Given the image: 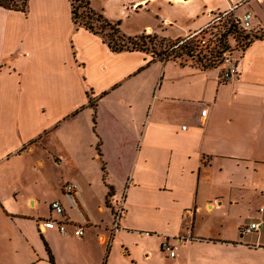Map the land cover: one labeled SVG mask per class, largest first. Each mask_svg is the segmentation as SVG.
<instances>
[{"label":"crops","instance_id":"obj_1","mask_svg":"<svg viewBox=\"0 0 264 264\" xmlns=\"http://www.w3.org/2000/svg\"><path fill=\"white\" fill-rule=\"evenodd\" d=\"M91 6L127 36L182 38L230 9L264 34V0ZM72 8L0 4V264H264V37L223 81L220 66L115 51ZM166 238L181 239L175 257Z\"/></svg>","mask_w":264,"mask_h":264},{"label":"built area","instance_id":"obj_2","mask_svg":"<svg viewBox=\"0 0 264 264\" xmlns=\"http://www.w3.org/2000/svg\"><path fill=\"white\" fill-rule=\"evenodd\" d=\"M233 9L230 10H224V11H219L216 13H213V17L211 20L205 25L203 28H201L199 31H195L192 33H189L187 36L182 37L181 40L177 43L176 46H180L182 44H185L192 40L193 38H201L200 44L202 46H209L211 42L220 43V41L223 42V35L225 33H228L231 25L234 23L239 30L245 31L246 33H251L253 30L252 26V20H253V12L249 9H247L242 16L237 17L232 13ZM234 26V25H233ZM221 29V32L219 34L214 33L218 32ZM214 30V31H213ZM236 34V32H233ZM215 35V38L213 39V36ZM232 34H228V37L226 39H229ZM238 36V35H236ZM237 50H243L246 47V42L244 40H240L237 38ZM224 43L226 44V40H224ZM214 44V45H215ZM228 48H225L227 46L224 45V47H221L222 49L220 51L221 54L218 56L217 62L218 65L222 68L221 71V80L223 81H231L237 77L240 76L241 74V58L238 54L233 52L230 49L229 46V40H228ZM217 46V47H218ZM162 56H164L162 54ZM161 56V57H162ZM217 64V63H216ZM208 110L204 109L202 110V115L205 116L207 114ZM185 127V126H184ZM66 190L69 193H75L78 184L77 183H69L66 185ZM51 208L57 213L59 216H63L65 213V207L61 200L55 199L51 202ZM123 212V206L118 207L117 212H116V220L118 221ZM43 225L46 228H58L59 231L62 233L66 234L68 233V228H67V221L64 218H54V219H48L45 222H43ZM117 224L115 225L116 228ZM261 227V222L260 221H253L249 225H246L243 228L244 233H251L254 231L259 230ZM73 233L76 237L82 238L84 236V228L82 226H78L74 228ZM181 241V239H179ZM172 243L171 239L166 238L163 241V250L170 256V257H175L178 253V249L180 247V243Z\"/></svg>","mask_w":264,"mask_h":264},{"label":"trees","instance_id":"obj_3","mask_svg":"<svg viewBox=\"0 0 264 264\" xmlns=\"http://www.w3.org/2000/svg\"><path fill=\"white\" fill-rule=\"evenodd\" d=\"M72 1V13H73V20L78 26H85L86 28L102 34L105 39L108 40L110 46L115 51H122V50H145L150 51L152 46V51L158 54H163V57L166 58H178L181 57L184 53L188 54L189 56H194L195 52V43L196 40L192 39L189 42L182 44L180 46H176L177 43L181 40L178 38L177 40L169 41L165 46H161V49H157V39L159 36L157 35H150V34H141L136 36H127L125 35L120 28L121 21H111L107 19L102 13H99L93 9L91 6V0H71ZM0 4L11 9H17L22 11H27L28 0H23L20 4L16 0H0ZM234 25V26H233ZM236 32L238 39L244 40L246 45L248 46L254 38L264 37V34H257L255 32L246 33L245 31L239 30L238 27L233 23L228 31L223 35V43L224 40L228 37V34H233ZM165 41L167 38L162 37ZM225 48H228V45L225 44ZM156 49V50H155ZM222 51H219L218 56H220ZM203 68L211 67L217 65V59H206L203 61L201 58L199 59ZM53 263L54 259H53Z\"/></svg>","mask_w":264,"mask_h":264},{"label":"rangeland","instance_id":"obj_4","mask_svg":"<svg viewBox=\"0 0 264 264\" xmlns=\"http://www.w3.org/2000/svg\"><path fill=\"white\" fill-rule=\"evenodd\" d=\"M16 1H18V3L20 4L23 0H16ZM216 12H219V11H216ZM199 30L200 29L196 30V32L199 31ZM220 32H221V29L218 32H214V33L219 34ZM150 35H154V34H150ZM197 37H199V36H197ZM197 37L196 38H193V39L196 40V43H195L196 48H195L194 56L192 57V56H189L188 54L184 53L181 57H179V56L178 57L182 61H192L194 63H197L198 65H201V62L199 60L200 58L203 61H205L206 59H211V60L218 59V53L222 49L221 47H224L225 43H223L222 41H220V43H216L215 44V42L213 41V42H211V44L209 46L206 47V46H202L200 44L199 41H201V38H198L197 39ZM214 38H215V35L213 36V39ZM168 39L169 38H167V40L164 41L162 39V37H158V39H157L158 45L156 46L157 49H161V47H160L161 42H162V45L161 46H165L167 44V42L169 41ZM177 39H171V40H177ZM228 40H229L230 49L233 52L236 51L237 50V43H238L237 42V36H236V34L233 33L232 36L229 37V39H226V44H228ZM218 45H221V47L218 46ZM150 47H151L150 51H152V46H150ZM246 47H247V45H246ZM217 65H218V62H217Z\"/></svg>","mask_w":264,"mask_h":264}]
</instances>
